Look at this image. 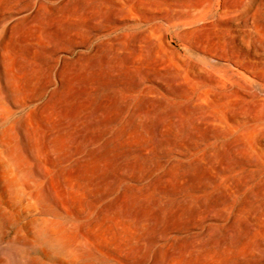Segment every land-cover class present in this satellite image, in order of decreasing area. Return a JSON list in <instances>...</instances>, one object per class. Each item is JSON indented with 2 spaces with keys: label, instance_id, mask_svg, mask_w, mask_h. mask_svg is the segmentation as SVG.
Listing matches in <instances>:
<instances>
[{
  "label": "rangeland",
  "instance_id": "1",
  "mask_svg": "<svg viewBox=\"0 0 264 264\" xmlns=\"http://www.w3.org/2000/svg\"><path fill=\"white\" fill-rule=\"evenodd\" d=\"M112 2L0 0V264H264V96L204 100L166 4Z\"/></svg>",
  "mask_w": 264,
  "mask_h": 264
},
{
  "label": "bare ground",
  "instance_id": "2",
  "mask_svg": "<svg viewBox=\"0 0 264 264\" xmlns=\"http://www.w3.org/2000/svg\"><path fill=\"white\" fill-rule=\"evenodd\" d=\"M160 1L166 5H144L152 19L159 20L150 28L157 30L165 24L167 31L173 27V34L183 42L189 54L200 60L176 52L179 58L174 61L178 75L187 74V80L201 85L200 97L227 103L239 92L243 98H260L258 100L262 102L264 34L259 24L264 20V0ZM112 3L118 6L122 0ZM242 81L253 84L255 89H240ZM257 140L255 161L264 171V132Z\"/></svg>",
  "mask_w": 264,
  "mask_h": 264
}]
</instances>
